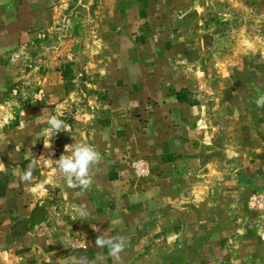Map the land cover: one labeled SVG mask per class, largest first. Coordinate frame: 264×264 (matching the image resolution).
<instances>
[{"label":"rangeland","instance_id":"rangeland-1","mask_svg":"<svg viewBox=\"0 0 264 264\" xmlns=\"http://www.w3.org/2000/svg\"><path fill=\"white\" fill-rule=\"evenodd\" d=\"M261 95L264 0H0V264H264Z\"/></svg>","mask_w":264,"mask_h":264},{"label":"clouds","instance_id":"clouds-1","mask_svg":"<svg viewBox=\"0 0 264 264\" xmlns=\"http://www.w3.org/2000/svg\"><path fill=\"white\" fill-rule=\"evenodd\" d=\"M258 108H264V95L259 96L256 101ZM47 136L49 143L44 144L45 148L51 147V138L61 131H66L67 125L65 121L59 118L57 115H51L47 119ZM2 138V137H0ZM45 157V156H44ZM46 161L52 162V167L55 173L63 178L69 188L88 189L93 183L92 169L98 165L102 159L101 154L97 149L87 143L75 142L73 144H67L64 146V153L58 159H51L45 157ZM33 164L24 171L21 175V180L25 183H32L33 176ZM4 170V164L0 163V171ZM75 215L73 219L77 217L83 219L88 215L87 210L83 206H73ZM99 231V229H97ZM127 245V239L123 236H113L106 238L103 234H100L95 239V246L98 248L107 247L109 249V255L112 256L115 261H120V253L124 251Z\"/></svg>","mask_w":264,"mask_h":264},{"label":"trees","instance_id":"trees-1","mask_svg":"<svg viewBox=\"0 0 264 264\" xmlns=\"http://www.w3.org/2000/svg\"><path fill=\"white\" fill-rule=\"evenodd\" d=\"M63 73H64V75H65V78L67 79V74L69 73V71L65 69V70L63 71Z\"/></svg>","mask_w":264,"mask_h":264}]
</instances>
